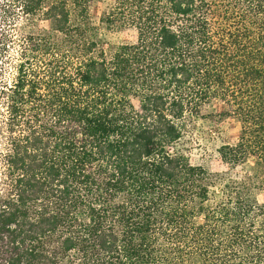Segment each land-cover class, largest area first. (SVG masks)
Listing matches in <instances>:
<instances>
[{
  "label": "trees",
  "instance_id": "1",
  "mask_svg": "<svg viewBox=\"0 0 264 264\" xmlns=\"http://www.w3.org/2000/svg\"><path fill=\"white\" fill-rule=\"evenodd\" d=\"M92 9L131 38L104 50ZM0 23V264H264V0H0ZM214 116L240 124L216 173Z\"/></svg>",
  "mask_w": 264,
  "mask_h": 264
},
{
  "label": "rangeland",
  "instance_id": "2",
  "mask_svg": "<svg viewBox=\"0 0 264 264\" xmlns=\"http://www.w3.org/2000/svg\"><path fill=\"white\" fill-rule=\"evenodd\" d=\"M93 22L97 26V38L101 42L103 49L108 51L113 45L129 40L131 35L128 32L117 30L116 28H109L99 22L100 13L96 9L91 10ZM0 23V28H1ZM10 73L7 70L4 78H9ZM219 105L215 106V109ZM240 132V124L237 120L232 118H220L218 116L210 118H201L197 121V135L199 150L195 153V158L212 173L222 170L220 157L218 151L223 145H232L237 142ZM4 138L0 136V153L4 151ZM1 172V170H0ZM1 178V176H0ZM0 192H2L0 184ZM258 198L264 201V192L258 193Z\"/></svg>",
  "mask_w": 264,
  "mask_h": 264
}]
</instances>
